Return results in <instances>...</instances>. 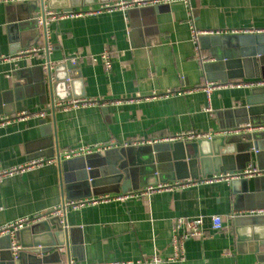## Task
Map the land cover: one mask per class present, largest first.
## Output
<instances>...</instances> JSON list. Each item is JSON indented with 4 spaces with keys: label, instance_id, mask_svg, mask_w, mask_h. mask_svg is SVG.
Returning <instances> with one entry per match:
<instances>
[{
    "label": "crops",
    "instance_id": "obj_1",
    "mask_svg": "<svg viewBox=\"0 0 264 264\" xmlns=\"http://www.w3.org/2000/svg\"><path fill=\"white\" fill-rule=\"evenodd\" d=\"M101 3L105 2L85 0L73 11ZM17 4L0 3V54L15 53L14 46L25 41L11 27L16 22ZM191 25L199 32L214 34L195 37ZM257 30H264V0H189L187 4L177 0L154 8L46 22V43L39 34L38 39L28 38L29 44L16 50L38 46V51L0 62V116L10 119L0 125V171L37 155L56 159L58 155L61 163L56 160L0 180V226L48 212L66 200L93 196L76 178L77 169L83 172V161L72 159L63 166L61 154L66 149L81 144L114 145L86 158L95 169L104 152L116 159L118 151L141 139L189 130L213 134L247 123L264 125V90L233 84L262 79L253 76L251 60L236 49V36L255 35ZM210 44L222 48H217L220 60L209 53ZM103 52L109 54L108 65L100 58ZM73 55L77 59L74 74H79L80 80L67 87L83 95L72 98L99 99L106 105L52 111V99L41 82L43 68L47 62L54 67ZM259 64L264 68V58ZM228 70L243 72L242 79L225 81L230 83L213 89L209 96L200 89L207 77L223 83ZM41 110L44 118H17L20 112ZM263 130L253 132L258 151L226 158V172H240L248 163L264 168ZM166 176L144 175V186L136 180L132 190L155 184L157 179L173 181ZM256 177H243L248 181L245 193L238 181L188 178L183 179L188 180L185 186L150 196L66 208L62 217L80 241L83 257H72L71 264L121 263L152 255L163 258L161 264H264V245L253 240V228L247 226L253 218L240 213L247 207L264 206V183ZM213 214L225 217L223 230L210 228L209 216ZM197 216L203 218V234L184 241L183 260L169 259L174 254L173 218ZM236 217H241L237 219L241 224L235 222ZM238 234L247 237L239 241ZM9 247V236H0V260Z\"/></svg>",
    "mask_w": 264,
    "mask_h": 264
},
{
    "label": "water",
    "instance_id": "obj_2",
    "mask_svg": "<svg viewBox=\"0 0 264 264\" xmlns=\"http://www.w3.org/2000/svg\"><path fill=\"white\" fill-rule=\"evenodd\" d=\"M99 1L108 2L111 0ZM84 2L85 0H28L17 4L16 22L11 27L16 28L17 34L22 35L21 38L25 41L20 40L19 46L16 48L14 46V52L20 47L27 46L30 40L38 39L39 34H42L43 41L46 43L45 9L59 8L62 9L61 11H72ZM24 25L27 27L23 28ZM31 36L33 38H30ZM236 44L239 55L251 60L253 76L264 79V68L259 64V60L264 58V33L238 35L236 36ZM207 48L212 56L218 60L221 59L219 58V53L222 51L221 47L217 44H210ZM217 48H220V51ZM75 68L76 64H72L68 60L54 67H51L48 62L45 64L41 82L52 99V111L54 109V98L65 100L73 96L83 95V92L75 94L72 87L71 90L67 87L68 84L72 86L80 80L79 74H74ZM224 74L226 80L221 79L224 82L240 81L243 76V72L240 71L230 72L228 70ZM222 77H224L223 74ZM206 79L215 80L209 77ZM256 89L264 90V87L250 88L252 91ZM256 136L253 133L213 135L209 138H198L193 141L159 142L138 146L128 145L124 151H118V158L116 157V159L110 158L108 152H104L103 160L95 169L88 165L86 160L87 157L98 155L95 152L89 153L90 155L63 159L62 163L64 166L65 162L72 159L83 161V172L81 173V170L77 169L76 178L82 186H87L90 189L92 195L124 193L134 188L133 183L136 180L139 186H144V175H167L170 178L169 180L188 178L199 180L214 173L226 172L227 167L223 165L226 158H234L235 154L240 152L258 151L254 146L257 143ZM227 148H231V150L228 151ZM37 156L49 157V155ZM57 163H61L58 155ZM256 178L264 183V176ZM165 181L167 179H157L154 183ZM233 181H238L241 184L242 193L247 192L248 181L246 178ZM262 189H264V186H262ZM257 207L264 206L247 208ZM248 216L253 218L249 219L251 221L247 224V226L253 228L251 233L253 240L259 245H264V215L259 217ZM240 218L236 217L235 222L241 224L237 220H240ZM16 236L19 239L21 249L15 256L8 249L7 254L0 260V264H71L72 257L83 260L81 243L75 239L73 229L67 227L63 217L50 216L26 225L17 231ZM246 237L238 234L239 241L244 240Z\"/></svg>",
    "mask_w": 264,
    "mask_h": 264
},
{
    "label": "built area",
    "instance_id": "obj_3",
    "mask_svg": "<svg viewBox=\"0 0 264 264\" xmlns=\"http://www.w3.org/2000/svg\"><path fill=\"white\" fill-rule=\"evenodd\" d=\"M28 0H0V3L9 4V3H23ZM173 1L177 0H113L105 3H101L98 7L92 8L89 10H85L82 12H76V11H54V10H47L45 11V22L48 21H54L59 18H65V17H74L78 15H88V14H97L100 12H111L114 10H120V11H127L132 8H142V7H155L159 5H165L169 4ZM185 2L186 4L189 2V0H180ZM192 16H190L191 18ZM192 26V25H191ZM252 32V31H251ZM257 33H264V30H257ZM192 33L193 35L199 36V35H209L214 34L210 31H202L199 32L195 30L194 26H192ZM39 50L38 46H31L27 48L20 49L16 51L15 53L4 55L0 54V62H8V61H14L22 56H29L35 53ZM100 58L105 62L106 65L109 64V54L107 52H103L100 55ZM70 63L76 64L77 59L76 56H69L67 58ZM226 83H220L213 80H207L205 79L203 83L200 86V89L205 92L207 96H209L210 92L218 87H225L228 85ZM234 85L239 87H248V88H254V87H263L264 86V79H249V80H243L240 82H233ZM127 101H131V99H128ZM120 103L119 100H113L112 103ZM93 105H100L104 106L106 105L105 101H101L99 99L94 98H87V97H75L65 100H57L56 102H53V108H61L63 110L68 109H77L82 107H88ZM33 116H39L41 118H44L45 111L41 110L39 112H27L23 111L17 114V118H28ZM10 119L7 117H1L0 116V125L8 122ZM264 129V125H252V124H245L243 126H236L229 130H221L212 133H197L194 131H185L181 133H177L171 136H167L164 138H156L152 140H138L137 142L129 143L128 145H144V144H154L159 142H174V141H193L198 138H209L213 135H227V134H243V133H253L258 132L260 130ZM264 131V130H263ZM114 145L111 144H81L80 146L66 149L62 152L61 157L63 159H69L79 156H84L89 153H98L102 151H106L110 148H112ZM57 159L54 157H47V156H37L34 158H31L30 160L24 162L21 165L13 166L8 169H4L0 171V180L10 174H14L17 172H23L25 170H29L36 167H41L45 164H50L52 162H55ZM251 176H264V168H258L252 163H248L242 171L240 172H220L215 173L210 176H208L205 180L208 181H233L238 180L243 177H251ZM188 180H173V181H165V182H157L156 184L145 186L141 189L137 190H129L124 193H104L99 195H93L90 197L80 198V199H70L64 201L60 206H57L53 208L52 210L44 213H36L31 216H27L24 218H18L14 221H11L9 223H6L2 226H0V236L8 235L10 237V247L9 251L13 256H15L18 251L21 249L20 244L18 243V240L16 238V233L19 229L22 227L29 225L31 223L46 219L50 216H59L62 217L64 215V212L66 208L71 209H79L85 206H92L97 205L109 201H124L129 198H136L143 195H152L156 192H160L162 190H172L178 187L185 186ZM243 215H264V207H257V208H247L240 212ZM210 221V228L214 231H220L223 230L226 227L225 224V217L213 214L209 216ZM203 218L202 216L197 217H175L173 218V226H172V238H171V246L173 248L174 254L169 259H175V260H183L184 259V253H183V243L186 239L194 236H201L203 234ZM164 261L163 258L157 255H152L148 259H139L136 261L128 260L121 263H110V264H161Z\"/></svg>",
    "mask_w": 264,
    "mask_h": 264
}]
</instances>
